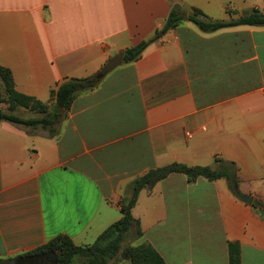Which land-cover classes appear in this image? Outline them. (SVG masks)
<instances>
[{
    "label": "crops",
    "instance_id": "obj_1",
    "mask_svg": "<svg viewBox=\"0 0 264 264\" xmlns=\"http://www.w3.org/2000/svg\"><path fill=\"white\" fill-rule=\"evenodd\" d=\"M176 6L220 21L264 15V0H0V67L18 93L49 102L65 80L151 38ZM219 160L264 206V26L205 34L183 21L78 96L55 136L0 121V259L59 236L90 246L121 218L136 178ZM253 202L226 179L170 174L139 192L133 246L150 244L166 264H230L232 246L239 264H264V207Z\"/></svg>",
    "mask_w": 264,
    "mask_h": 264
},
{
    "label": "trees",
    "instance_id": "obj_2",
    "mask_svg": "<svg viewBox=\"0 0 264 264\" xmlns=\"http://www.w3.org/2000/svg\"><path fill=\"white\" fill-rule=\"evenodd\" d=\"M183 21H189L200 32L208 34L237 26L263 27L264 15L258 10H253L235 20L220 21L210 19L198 9H192L186 13L176 6L170 11L162 28L156 30L151 38L125 51L123 63L137 61L149 45L162 38L167 32L174 30ZM104 77L99 71L86 78L65 80L50 91L49 102H41L18 93L15 90L10 71L0 67V104L6 105L5 111L0 110V121L32 130L41 128L46 130L50 137H53L56 134L57 124L66 116L74 100L82 94L95 90ZM20 110L34 114V117L19 116ZM217 162L219 166L216 169L171 163L150 170L130 184L129 195L120 202L121 218L104 230L92 245L78 247L69 238L59 236L20 258L31 259L45 254H57V264H109L118 259L130 260L131 264H166L150 244L133 246V242L143 236L139 221L132 216V209L136 204L138 194L143 189H152L157 182L170 174H182L189 183L203 178L208 181L226 179L230 184L232 181L237 184L234 164L221 160ZM252 206L264 207L258 202H253ZM127 240H131L132 243L124 245ZM230 250V264H239L237 253L232 251V246ZM7 262V260L0 259V264H8Z\"/></svg>",
    "mask_w": 264,
    "mask_h": 264
},
{
    "label": "water",
    "instance_id": "obj_3",
    "mask_svg": "<svg viewBox=\"0 0 264 264\" xmlns=\"http://www.w3.org/2000/svg\"><path fill=\"white\" fill-rule=\"evenodd\" d=\"M125 51L126 50L119 51L115 56H113L112 58H110L106 62V64L101 69V73L104 76L109 74L111 71H113L115 68H117L118 66H120L123 63V58H124ZM231 188H232L233 192L236 194V196L240 200H242L243 202H246L248 204H251L253 202L252 197L244 196L238 191L237 185H236V183L234 181L231 182ZM53 257L56 260L55 264H57L58 255L54 254ZM20 260H25V259H22V258L19 257V258H15L13 260H9L7 263L8 264H16Z\"/></svg>",
    "mask_w": 264,
    "mask_h": 264
},
{
    "label": "flooded vegetation",
    "instance_id": "obj_4",
    "mask_svg": "<svg viewBox=\"0 0 264 264\" xmlns=\"http://www.w3.org/2000/svg\"><path fill=\"white\" fill-rule=\"evenodd\" d=\"M52 254H45L31 259L20 260L16 264H55Z\"/></svg>",
    "mask_w": 264,
    "mask_h": 264
},
{
    "label": "rangeland",
    "instance_id": "obj_5",
    "mask_svg": "<svg viewBox=\"0 0 264 264\" xmlns=\"http://www.w3.org/2000/svg\"><path fill=\"white\" fill-rule=\"evenodd\" d=\"M0 108L2 109V110H6V105L5 104H0ZM18 115L19 116H22V117H24V118H30V117H34V114H32V113H29L28 111H19L18 112ZM132 243V241L131 240H127L125 243H124V245H129V244H131Z\"/></svg>",
    "mask_w": 264,
    "mask_h": 264
}]
</instances>
